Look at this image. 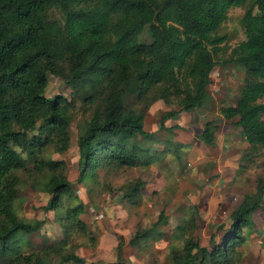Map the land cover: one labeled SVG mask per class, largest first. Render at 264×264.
Listing matches in <instances>:
<instances>
[{
    "label": "trees",
    "instance_id": "obj_1",
    "mask_svg": "<svg viewBox=\"0 0 264 264\" xmlns=\"http://www.w3.org/2000/svg\"><path fill=\"white\" fill-rule=\"evenodd\" d=\"M246 3V40L224 61L245 68L244 85L236 105L219 113L236 119L248 157L264 149V0H0V257L10 253L5 264H88L75 248L66 249V239L25 252L44 221L20 218L14 207L25 184L18 173L28 172L31 161L39 179L29 186L48 195L45 210L58 213L65 236L73 233L69 228L90 234L64 162L49 157L50 149L60 155L69 150L75 98L93 111L77 138L78 183L95 181L99 170L149 168L164 152L178 155L182 144L166 139L158 149L161 142L144 130L148 110L158 101L179 107L159 120L160 130L173 134L176 126L165 127L168 120L202 108L225 41L217 32L229 10ZM51 10L62 20L51 19ZM144 33L149 43L141 40ZM50 75L71 88L70 100L45 96ZM132 95L143 109L128 106ZM214 126L208 121L201 131L207 146H213ZM144 186L136 180L122 199L134 203ZM257 212H264L263 179L230 213L228 229L216 228L223 232L219 242L212 235L210 248L201 247L189 238L181 250L172 248L171 264H240L244 230L254 226ZM159 223L165 224L162 213ZM153 232H136L130 245ZM123 248L121 240L115 264H125Z\"/></svg>",
    "mask_w": 264,
    "mask_h": 264
},
{
    "label": "rangeland",
    "instance_id": "obj_2",
    "mask_svg": "<svg viewBox=\"0 0 264 264\" xmlns=\"http://www.w3.org/2000/svg\"><path fill=\"white\" fill-rule=\"evenodd\" d=\"M247 8L248 3L230 9L217 32L225 41L217 57L219 65L210 75L209 98L202 108L192 113H180L168 120L165 127L176 126L173 134L160 130L159 120L164 112L179 110V107L158 101L148 110L144 130L161 142L156 145L158 149H163L166 139L182 144L184 148L178 155L164 152L160 162L149 168L99 170L95 181L88 179L83 184L78 183L77 138L80 127L91 118L93 111L75 98L69 150L60 155L50 149L49 157L64 162L67 177L73 185L72 193L84 206L79 218L90 234L69 228L73 233L65 236L62 223L57 219L58 213L45 210L48 195L29 186L39 178L32 170L31 161H27L28 172L18 173L25 184H21L14 207L20 218L44 221V225L39 232L29 236L32 246L25 248V252L66 239V249L75 248L76 255L88 264H115L117 246L123 240V263L171 264L172 248L181 250L189 238L201 247L209 248L212 235H216L217 242L222 239L223 232L217 233L216 228L223 225L225 230L228 229L230 213L244 195L255 192L258 179L264 180V149L245 157L248 144L241 129L233 124L236 119L226 122L219 113L221 107L236 105L244 85L245 68L224 61L246 40L242 19ZM49 15L51 19L62 20L57 10H51ZM141 40L150 42L147 33ZM71 92L61 78L49 76L46 97L62 95L70 100ZM260 102H264V97ZM127 104L143 109L137 105L134 95L128 98ZM208 121L215 125L212 131L215 146H207L199 139ZM222 129L229 134H222ZM23 157L27 159L26 155ZM138 179L145 183L138 198L134 203L124 201L125 189ZM161 213L165 224H157ZM251 220L254 226L244 232L247 238L252 236L247 244L239 247L242 254L240 264H264V212L254 214ZM151 229H154L153 236L130 245L136 232ZM9 255L0 257V264H5Z\"/></svg>",
    "mask_w": 264,
    "mask_h": 264
},
{
    "label": "crops",
    "instance_id": "obj_3",
    "mask_svg": "<svg viewBox=\"0 0 264 264\" xmlns=\"http://www.w3.org/2000/svg\"><path fill=\"white\" fill-rule=\"evenodd\" d=\"M160 102V101H159ZM226 122H228L227 120H226ZM239 128V127H238ZM222 134H225V135H227V134H229V131H225V130H223L222 129ZM225 132V133H224ZM242 133V132H241ZM243 137V136H242ZM216 145V140L213 138V146H215ZM258 213V212H257ZM256 214V213H255ZM251 236L252 235H250L248 238H247V242L250 240V238H251ZM78 256V255H77ZM68 264H72V263H68Z\"/></svg>",
    "mask_w": 264,
    "mask_h": 264
}]
</instances>
